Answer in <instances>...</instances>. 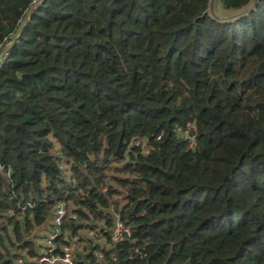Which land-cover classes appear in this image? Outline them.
I'll use <instances>...</instances> for the list:
<instances>
[{"label": "trees", "instance_id": "1", "mask_svg": "<svg viewBox=\"0 0 264 264\" xmlns=\"http://www.w3.org/2000/svg\"><path fill=\"white\" fill-rule=\"evenodd\" d=\"M207 3L0 0V264L48 230L88 264H264V0Z\"/></svg>", "mask_w": 264, "mask_h": 264}, {"label": "built area", "instance_id": "2", "mask_svg": "<svg viewBox=\"0 0 264 264\" xmlns=\"http://www.w3.org/2000/svg\"><path fill=\"white\" fill-rule=\"evenodd\" d=\"M7 43V42H6ZM5 43V44H6ZM4 52L0 53V56ZM187 128H192L187 125ZM181 137H184L185 132L180 133ZM66 214V210L63 205L57 204L53 207L51 214V223L58 227L61 225L62 219ZM58 231H41L44 237V244L42 246V251L39 252L37 257L29 258L28 255L24 252H20L23 258L17 262V264H76L75 263V254L72 252L73 247L64 246L61 247L60 251H56L54 244V239ZM90 234H94L90 232ZM111 239L113 242H118L124 237L130 235V231L126 228L123 223H121L117 217L114 219L113 227L110 232ZM94 258L96 262L103 261L102 252H94ZM112 262H117L116 256H112Z\"/></svg>", "mask_w": 264, "mask_h": 264}, {"label": "water", "instance_id": "3", "mask_svg": "<svg viewBox=\"0 0 264 264\" xmlns=\"http://www.w3.org/2000/svg\"><path fill=\"white\" fill-rule=\"evenodd\" d=\"M260 1L261 0H249V2L246 5H244L243 7H241L240 9L233 10L230 12H225V11H221L218 8L219 0H208L207 9H206L205 13L212 20H214L216 22L231 23V22H234V21L248 15L249 13H251L256 8V6L258 5V3ZM72 252L75 255L79 256L80 261L83 264H88L84 253L81 250H79L77 248V246H73ZM117 264H120V262Z\"/></svg>", "mask_w": 264, "mask_h": 264}, {"label": "rangeland", "instance_id": "4", "mask_svg": "<svg viewBox=\"0 0 264 264\" xmlns=\"http://www.w3.org/2000/svg\"><path fill=\"white\" fill-rule=\"evenodd\" d=\"M9 45V42H7L5 45H3L1 48H0V51L1 52H4L6 47ZM0 61H1V58H0ZM37 239H36V243L43 246L44 244V237L42 235V233L40 231H38L37 233ZM83 238L87 241L88 239H90V241H92L93 243H99L100 245H103L104 246V241L103 240H98L96 239V237L94 236V234H90V232H85L83 233ZM80 250V249H79Z\"/></svg>", "mask_w": 264, "mask_h": 264}]
</instances>
